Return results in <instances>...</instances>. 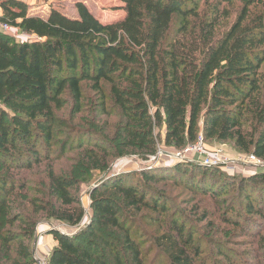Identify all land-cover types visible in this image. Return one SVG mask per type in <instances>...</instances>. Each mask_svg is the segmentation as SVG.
<instances>
[{"label": "trees", "instance_id": "16d2710c", "mask_svg": "<svg viewBox=\"0 0 264 264\" xmlns=\"http://www.w3.org/2000/svg\"><path fill=\"white\" fill-rule=\"evenodd\" d=\"M122 1L124 14L102 21L83 2L76 6L79 17L72 18L56 8L43 17L31 13L25 0H0L1 20L41 39L18 41L0 32V166L32 170L52 158L57 131L72 128L55 109L63 108V96L69 93L81 111L84 81L99 91L102 81L111 85L110 93L126 119L115 137L125 140L119 154L130 149L146 157L155 154V128L163 125L168 146L183 148L203 134L207 142L234 140L240 150L264 157L259 77L264 62L263 17L244 23L245 16L227 34L215 37V21L198 27L190 22L197 15L198 0ZM179 17L184 25L172 37ZM249 120L253 125L246 129ZM73 130L76 138L81 136L80 130ZM73 144L70 133L60 153ZM98 148L102 156L88 149L86 157L93 168L105 170L109 153ZM141 173L146 180L156 178L149 168ZM48 178L51 199L44 205L35 202L33 216L14 220L21 223L18 235H4L0 213V264H31L28 242L36 231L34 216L40 212L70 226L82 224L86 212L75 190L80 178L58 175L52 167ZM259 184L264 186V173L243 178L239 187L247 212L264 216V198L249 191V186ZM25 188L15 177L0 175V207L8 205L10 194ZM113 191L130 206L157 211L162 207L140 183L129 185L125 175L109 174L89 191L94 212L90 225L72 235L51 231L58 245L49 264H110L95 257L94 240L100 237L99 229H125L121 203L110 197ZM174 227L179 242L184 229ZM126 242L137 256L135 244ZM175 260L172 264H195L183 254ZM116 264H124L122 256Z\"/></svg>", "mask_w": 264, "mask_h": 264}, {"label": "rangeland", "instance_id": "374dc122", "mask_svg": "<svg viewBox=\"0 0 264 264\" xmlns=\"http://www.w3.org/2000/svg\"><path fill=\"white\" fill-rule=\"evenodd\" d=\"M26 1L29 11L36 15L46 17L52 8H56L72 18L79 17L76 6L78 2H83L102 21L123 15L125 6L122 0ZM198 3L197 15L190 17V22L198 27L205 21H215V37L227 34L245 16L247 19L244 23L251 22L259 15L264 19V0H253L252 3L242 0H198ZM183 25L182 18H176L171 36H177ZM259 77L262 89L260 100L264 101V62ZM92 85V82H83L81 111H78L79 106L69 93L63 96V108L55 109L56 115L72 128L57 131L58 143L54 146L50 160H44L32 170L10 171L0 166L1 176L15 177L26 185L24 191L10 194L9 206L0 207L4 235H18L21 232V223L14 220L20 216H33L35 202L44 205L51 199L48 195L50 167L58 175H74L80 178L81 183L75 189L77 197L80 198L86 192L89 194L92 186L100 184L109 174L125 175L129 185L140 183L145 191L161 202L162 207L157 211L145 206H130L122 195L114 194L113 191L110 197L121 203L125 229H99L100 237L94 240L96 258L110 264H116L118 256H122L124 264H172L177 255L183 254L195 260V264H264V216L247 212L245 194L239 187L243 178L264 173V157L256 156L259 159L257 163L249 162L250 156L254 155L253 151L240 150L234 140L214 139L208 140L209 146L223 148L230 159L239 163L238 170L228 172L196 163H175L164 159L160 162L150 161L140 150L130 149V152L119 154L122 150L120 145L125 140H116L115 137L125 125L126 119L110 93L111 85L102 81L101 91ZM252 125V120H249L245 127L252 128ZM73 128L80 130V137L76 138ZM70 133L75 137V144L62 154L61 148ZM155 136L157 151L182 149L165 144L163 125L155 128ZM99 146L109 153L105 170L93 168L86 157L88 149L98 157L102 156ZM142 167L151 169L156 178H143ZM249 191L256 197L264 198L262 184L253 188L249 186ZM86 200L90 206L79 226H70L66 222L49 218L42 212L34 216L37 220L36 231L28 242L33 255L31 264L35 262L34 254L48 255L47 250L54 249L53 242L44 241L45 245L42 244L41 236H47V232L52 234L51 231L56 228L72 235L94 221L91 197L87 196ZM176 224L184 229L179 242L173 232ZM127 240L138 248L137 256L129 252L126 247ZM10 255L13 258L15 256L13 251Z\"/></svg>", "mask_w": 264, "mask_h": 264}, {"label": "built area", "instance_id": "2783aa9c", "mask_svg": "<svg viewBox=\"0 0 264 264\" xmlns=\"http://www.w3.org/2000/svg\"><path fill=\"white\" fill-rule=\"evenodd\" d=\"M0 32L8 34L12 38L18 41H27L33 42L40 39L36 34L28 33L21 30L19 27L13 26L0 18ZM41 40V39H40ZM150 161H162L164 159L168 162L175 163H196L204 167H209L213 169H222L228 172H235L238 170L237 161L230 159L223 148H211L203 136L200 134L196 141L188 143L185 147L180 150L164 149L157 151L156 154L148 156ZM250 161L257 163L259 159L255 155L250 156ZM144 167H142L143 169ZM90 196L87 192L80 198V202L85 209V212H88L89 204L86 200V197ZM48 255H35L34 264H49V258L52 253L50 248L47 250Z\"/></svg>", "mask_w": 264, "mask_h": 264}, {"label": "crops", "instance_id": "0c3cea01", "mask_svg": "<svg viewBox=\"0 0 264 264\" xmlns=\"http://www.w3.org/2000/svg\"><path fill=\"white\" fill-rule=\"evenodd\" d=\"M26 1V0H25ZM27 2V1H26ZM28 3V2H27ZM31 13H32V11H30ZM1 15H3V9H2V7L0 6V16ZM47 236H41V238H40V242L42 243V244H44L43 242L44 241H46V242H53V244H52V246L55 248L57 245H58V242L57 241H55V238H54V236H53V234H50L49 232H47ZM55 242H57V244H55ZM45 245V244H44ZM48 245H50L51 246V244H48ZM39 249V248H38ZM40 249H42L41 247H40Z\"/></svg>", "mask_w": 264, "mask_h": 264}, {"label": "water", "instance_id": "95a60500", "mask_svg": "<svg viewBox=\"0 0 264 264\" xmlns=\"http://www.w3.org/2000/svg\"><path fill=\"white\" fill-rule=\"evenodd\" d=\"M56 230H58L57 228H56ZM59 231V230H58Z\"/></svg>", "mask_w": 264, "mask_h": 264}]
</instances>
